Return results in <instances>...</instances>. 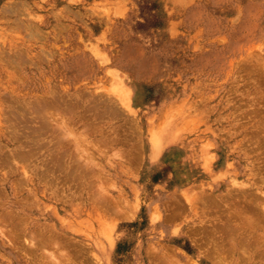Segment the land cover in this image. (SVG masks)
Masks as SVG:
<instances>
[{
	"label": "rangeland",
	"instance_id": "rangeland-1",
	"mask_svg": "<svg viewBox=\"0 0 264 264\" xmlns=\"http://www.w3.org/2000/svg\"><path fill=\"white\" fill-rule=\"evenodd\" d=\"M0 264H264V0H0Z\"/></svg>",
	"mask_w": 264,
	"mask_h": 264
}]
</instances>
